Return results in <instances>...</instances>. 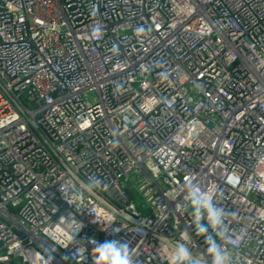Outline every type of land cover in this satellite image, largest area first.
Returning a JSON list of instances; mask_svg holds the SVG:
<instances>
[{
  "label": "built area",
  "instance_id": "1",
  "mask_svg": "<svg viewBox=\"0 0 264 264\" xmlns=\"http://www.w3.org/2000/svg\"><path fill=\"white\" fill-rule=\"evenodd\" d=\"M90 175L107 187L70 205ZM188 180L233 264H264V0H0V264H93V239L166 264L185 229L202 252Z\"/></svg>",
  "mask_w": 264,
  "mask_h": 264
},
{
  "label": "clouds",
  "instance_id": "2",
  "mask_svg": "<svg viewBox=\"0 0 264 264\" xmlns=\"http://www.w3.org/2000/svg\"><path fill=\"white\" fill-rule=\"evenodd\" d=\"M106 187L107 185L102 179L90 175L79 187L64 186L61 187V191L66 201L76 207V204L80 202V197L85 192L94 194ZM216 196L215 188H202L200 184L192 180L185 183L183 201L185 206L190 209V226L196 236L203 238L205 248L202 252L193 251L195 244L187 229L181 232L178 239L175 240L161 236L157 252L166 261V264H233L230 249L227 247L229 227L226 219L229 213L223 207L218 206L215 202ZM177 207H180V205H177ZM114 222L109 221L108 226L103 229L107 231ZM58 225H75V229L69 231L63 242L57 240L54 236H50L51 240L62 248H68L76 243V237L82 225L71 214L68 217L62 216ZM119 231V228L112 229L113 234ZM90 243L94 246L91 252L93 264H141L136 249L131 247L127 241L122 242L120 239H111L99 243L93 239ZM85 251L84 248L80 252V261L85 259Z\"/></svg>",
  "mask_w": 264,
  "mask_h": 264
},
{
  "label": "rangeland",
  "instance_id": "3",
  "mask_svg": "<svg viewBox=\"0 0 264 264\" xmlns=\"http://www.w3.org/2000/svg\"><path fill=\"white\" fill-rule=\"evenodd\" d=\"M127 187V185H126ZM131 195L134 199L135 205L137 207V209L142 213V214H148V209L145 206L146 205V199L145 197L142 196V194L139 193H133L131 192Z\"/></svg>",
  "mask_w": 264,
  "mask_h": 264
}]
</instances>
